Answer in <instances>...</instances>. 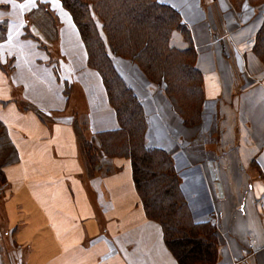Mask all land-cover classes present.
<instances>
[{
    "label": "crops",
    "instance_id": "obj_1",
    "mask_svg": "<svg viewBox=\"0 0 264 264\" xmlns=\"http://www.w3.org/2000/svg\"><path fill=\"white\" fill-rule=\"evenodd\" d=\"M159 1L191 31L201 122L186 125L135 63H115L142 100L148 143L171 153L195 220L217 223L219 264H264V62L254 51L264 6ZM174 44L186 46L179 36ZM0 124V144L14 151L1 158L0 222L23 264H178L146 215L130 160L90 165L85 141L119 121L60 0H0Z\"/></svg>",
    "mask_w": 264,
    "mask_h": 264
},
{
    "label": "trees",
    "instance_id": "obj_2",
    "mask_svg": "<svg viewBox=\"0 0 264 264\" xmlns=\"http://www.w3.org/2000/svg\"><path fill=\"white\" fill-rule=\"evenodd\" d=\"M60 1L80 30L88 63L102 76L119 121L117 129L95 133L85 141L90 165L94 168L103 160L129 159L146 215L162 226L165 243L178 264H219L224 239L217 223L213 219L195 220L171 153L148 143L149 120L142 100L115 63L118 57L135 63L164 90L186 125L200 123L204 78L182 15L159 0ZM230 2L238 11L246 2L264 6V0ZM178 36L186 44L184 48L174 44ZM254 51L264 62V16ZM0 139L6 142L1 124ZM5 148L8 154L14 153L8 143ZM7 162L5 159L2 163Z\"/></svg>",
    "mask_w": 264,
    "mask_h": 264
},
{
    "label": "rangeland",
    "instance_id": "obj_3",
    "mask_svg": "<svg viewBox=\"0 0 264 264\" xmlns=\"http://www.w3.org/2000/svg\"><path fill=\"white\" fill-rule=\"evenodd\" d=\"M116 60H118V59L116 58ZM131 73H132V69H131ZM126 74L130 75V72L127 71ZM140 89H142L143 94L147 96V94H146L147 89H145L143 87L142 88L140 87ZM5 150H6V148L4 145L0 146V165H2L3 164L2 162H4L1 158H3L2 154ZM5 181H6L5 178L3 176H1V174H0V205H1V199L3 200V198H4L2 195L3 194L5 195V192H3V189L6 186ZM3 216L4 215H3V212L1 210L0 218L2 217L1 219H3ZM1 222H0V238L3 242L0 240V264H23V260L20 258V256H21L20 251L16 247L11 245V243H10V240H9L10 231L7 230L6 225H2L3 222L2 223ZM2 243H4V245ZM22 254H23V252H22Z\"/></svg>",
    "mask_w": 264,
    "mask_h": 264
}]
</instances>
